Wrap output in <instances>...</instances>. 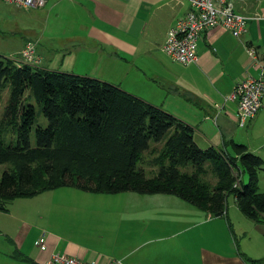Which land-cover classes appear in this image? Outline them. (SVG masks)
<instances>
[{
    "label": "crops",
    "instance_id": "obj_1",
    "mask_svg": "<svg viewBox=\"0 0 264 264\" xmlns=\"http://www.w3.org/2000/svg\"><path fill=\"white\" fill-rule=\"evenodd\" d=\"M15 9L24 12L29 21H0V53L20 58L22 48L30 41L41 57L40 67L116 84L191 125L200 146L214 145L233 152L234 141L264 160L263 141L258 148L248 143L254 142L252 134L264 140L262 129L257 127L259 116L264 114V95L262 107L243 127L236 120V102L226 99L240 79L261 73L259 64L247 57L246 45L254 46L260 59L264 56L263 0H243L236 5L237 12L247 18L239 37L221 26L205 31L198 41L197 60L191 64L177 62L163 50L168 29L189 9L184 0H47L40 8ZM8 41L15 45H7ZM263 175L264 169L258 173L261 191ZM120 193L141 202L160 198V205L148 210L159 207L163 215L169 211L166 206L175 205L181 211L171 219L155 222L152 231L159 234L150 237L146 231L136 234L130 229L121 233L117 230L113 234L119 235L117 243L136 241L137 245L124 247L125 251L100 249L113 258H122L126 264H250L246 258L264 260V223L244 216L233 195L225 213L212 216L174 195ZM1 214L0 264H43L52 253L85 261L96 259L100 264L109 260L97 255V247L54 229L43 231L47 243L44 251L36 244L40 234L33 240L38 253L24 251L30 227L14 218V228L12 221L8 229L11 220ZM97 216L101 230L113 225L100 212ZM109 219L121 217L111 213ZM144 253L147 261H142Z\"/></svg>",
    "mask_w": 264,
    "mask_h": 264
},
{
    "label": "trees",
    "instance_id": "obj_2",
    "mask_svg": "<svg viewBox=\"0 0 264 264\" xmlns=\"http://www.w3.org/2000/svg\"><path fill=\"white\" fill-rule=\"evenodd\" d=\"M4 90L0 211L18 197L73 187L174 195L220 216L231 194L244 216L264 223V160L246 145L202 147L191 125L116 84L0 53V102Z\"/></svg>",
    "mask_w": 264,
    "mask_h": 264
},
{
    "label": "rangeland",
    "instance_id": "obj_3",
    "mask_svg": "<svg viewBox=\"0 0 264 264\" xmlns=\"http://www.w3.org/2000/svg\"><path fill=\"white\" fill-rule=\"evenodd\" d=\"M15 8L3 0H0V21L3 20L6 22V20H14L15 18L29 21L24 12ZM0 33H2V31H0ZM11 43L13 42H6L7 45H15ZM10 47L11 46H7L6 49H10ZM1 96L0 115L7 101V90H4ZM41 120L42 123H45L43 117ZM257 121L259 122L257 127L261 128L264 134V114L260 115ZM252 137V141L254 142L250 143L248 141L251 148H258L260 146H258V144L262 141L264 145V140L259 135L252 134ZM262 151L261 152L264 153V150ZM5 167L6 164L0 165V174ZM146 170L149 169L146 168ZM246 176L243 177L245 183L248 179ZM204 180L211 184L214 183V178L211 175H206ZM262 180H264V175ZM231 197V194L227 196L226 203L229 202L232 204L233 201ZM12 202L13 203L9 205L8 212L0 213H2L1 215H6V218L11 220L7 222L8 229L12 221L14 228V222L18 219H21L30 227L31 232L25 240L24 251L37 254L38 250L34 247L33 240L41 234V232H48L54 229L66 235L67 238L71 236V239L83 242L87 246L91 245L97 247L99 249L97 255L99 256L121 260L125 264L126 262H124L122 258H113V256L107 255L100 250L113 249V247H115L125 251L126 247L137 245L136 241L134 243H123V241L117 243L119 235L113 237V234L117 233V230H120L119 232L121 233L124 232V230L130 229L136 234H142L146 231V235L150 237L154 234H159L157 231H152L154 230L155 222L171 219L175 214L181 211V209L175 205L166 206L165 208L169 209V211L164 215L160 214L163 209L159 207L148 210L152 205L159 206L162 202L160 198H149L148 202H141L137 197H131L130 195H126V193H119L118 195L97 194L85 192L73 187L50 189L34 197H18ZM98 212L101 213L103 219H108L113 225H107L101 230L98 226V222L100 221V218L97 216ZM111 213L121 217V219H109ZM155 215H157L156 219H154ZM98 234L102 235L103 238L98 237ZM119 240L120 239H118V241ZM146 258V253H144L142 261H147ZM21 264L29 263L23 262Z\"/></svg>",
    "mask_w": 264,
    "mask_h": 264
},
{
    "label": "built area",
    "instance_id": "obj_4",
    "mask_svg": "<svg viewBox=\"0 0 264 264\" xmlns=\"http://www.w3.org/2000/svg\"><path fill=\"white\" fill-rule=\"evenodd\" d=\"M20 9L40 8L47 0H3ZM189 4L188 11L172 25L166 34L163 50L182 64L197 60V45L203 33L213 27L221 26L239 37L245 30L246 17L236 10L243 0H184ZM246 53L259 64L260 75H248L235 83L227 100L236 102V120L243 127L262 107L264 95V56L261 57L252 45H246ZM35 52V44L29 42L21 50L20 61L30 64L40 63ZM41 251L47 248L45 233L36 240ZM43 264H100L96 259L81 260L65 253H52ZM105 264H124L121 260L109 259Z\"/></svg>",
    "mask_w": 264,
    "mask_h": 264
}]
</instances>
